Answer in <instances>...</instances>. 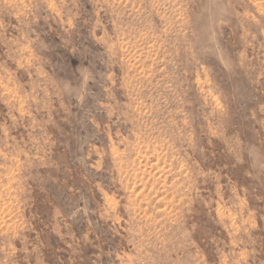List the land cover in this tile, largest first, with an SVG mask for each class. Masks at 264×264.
<instances>
[{
  "label": "rangeland",
  "instance_id": "1",
  "mask_svg": "<svg viewBox=\"0 0 264 264\" xmlns=\"http://www.w3.org/2000/svg\"><path fill=\"white\" fill-rule=\"evenodd\" d=\"M0 264H264V0H0Z\"/></svg>",
  "mask_w": 264,
  "mask_h": 264
},
{
  "label": "bare ground",
  "instance_id": "2",
  "mask_svg": "<svg viewBox=\"0 0 264 264\" xmlns=\"http://www.w3.org/2000/svg\"><path fill=\"white\" fill-rule=\"evenodd\" d=\"M157 149V148H156ZM137 189V188H136Z\"/></svg>",
  "mask_w": 264,
  "mask_h": 264
}]
</instances>
